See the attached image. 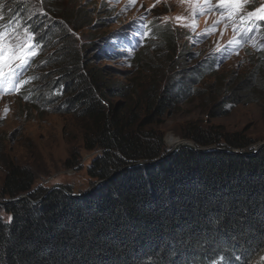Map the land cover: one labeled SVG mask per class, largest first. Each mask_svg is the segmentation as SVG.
Instances as JSON below:
<instances>
[{
	"label": "trees",
	"instance_id": "obj_1",
	"mask_svg": "<svg viewBox=\"0 0 264 264\" xmlns=\"http://www.w3.org/2000/svg\"><path fill=\"white\" fill-rule=\"evenodd\" d=\"M25 1L0 0L12 9L4 18L27 24L29 13L39 7L26 6ZM41 1L58 22L56 29L64 31L59 37L73 29L63 6ZM72 18L77 25L76 14ZM149 26L145 44L131 48L134 40L124 43L129 52L143 47L138 56L147 54L154 39L174 46L176 37L170 32ZM56 33L34 42L40 46L36 73L29 76V86L22 85L26 91L20 89L16 96L31 104H61L72 110L76 102L67 93L81 85L80 91L88 94L84 115L93 120L84 146L101 150L87 170L96 182L80 194L69 186L62 187L65 191L34 189V171L8 163L1 190L0 264H264V148L252 154L255 142L243 135L197 130L186 139L213 150L167 152L156 129L143 132L138 116L124 104L110 102L113 95L128 97V87L109 82L114 68L86 70L85 58L69 54V46L57 49ZM116 33L99 44L94 61L108 59L101 47ZM259 39L264 43V30ZM262 48L256 52L259 65L240 76L237 86L229 90V83L237 79L232 76L220 83L225 93L215 115H223L227 105L264 103ZM185 81L170 84L157 102L150 103L156 117L182 104L191 92ZM106 112L110 114L103 117Z\"/></svg>",
	"mask_w": 264,
	"mask_h": 264
},
{
	"label": "rangeland",
	"instance_id": "obj_2",
	"mask_svg": "<svg viewBox=\"0 0 264 264\" xmlns=\"http://www.w3.org/2000/svg\"><path fill=\"white\" fill-rule=\"evenodd\" d=\"M49 1L63 6L68 14L65 20L72 22L73 29L61 37L64 31L56 29L58 22L41 7L44 5L41 0L25 1L26 6L39 7L29 13L27 24L8 22L4 17L12 12L11 6L0 4V30L3 29L0 31V76L11 75L17 82V91H26L31 83L29 76L36 73L40 46L34 42L57 32L53 38L60 43L57 49L69 46V54L85 58L88 65L83 64V67L86 66V70L107 66L115 69L111 68L115 73L108 77L109 82L128 87V97L113 95L110 102L122 103L129 113L138 116L143 132L156 129L164 137L167 152L176 153L181 143H192L186 136L197 130L213 135L240 134L253 140L255 148L264 142V103L227 105L223 107V115L214 114L225 93H221L220 83L232 76L237 79L229 83V90L237 86L240 78L259 65L261 59L256 52L263 49L255 48L261 46L263 40L249 37L250 29L239 27L237 23L240 22L228 24L213 10V3L224 0ZM230 1L234 3L231 9L235 8L239 21L257 20V17H249L257 10H261L257 16L264 15V0ZM73 14L77 16V25L73 23ZM42 17L48 21H43ZM261 22L264 30V21ZM150 24L176 37L172 46L175 52L154 39L155 44H151L149 52L141 57L137 52L143 47L128 55L123 53L120 57L110 56L114 59L94 61L99 54V44L105 38L116 32L133 38L137 32L143 33L146 29L150 32ZM232 41L237 43L230 45ZM21 53L24 56L18 59ZM201 67L204 69L200 70ZM184 79L191 92L185 95L182 104L166 108L164 115L156 117L150 103L157 102L170 84ZM24 84L27 86L23 87ZM80 89L78 85L67 93L76 102L72 110L61 104H31L16 95H0V202H4L1 190L10 162L34 171V189L69 186L74 193L80 194L96 182L88 176L87 170L101 150L85 149L84 136L93 127V120L84 115L88 94ZM94 99L109 107L103 99ZM108 114L106 112L103 117Z\"/></svg>",
	"mask_w": 264,
	"mask_h": 264
},
{
	"label": "water",
	"instance_id": "obj_3",
	"mask_svg": "<svg viewBox=\"0 0 264 264\" xmlns=\"http://www.w3.org/2000/svg\"><path fill=\"white\" fill-rule=\"evenodd\" d=\"M180 148H188V149H191V150H197L196 147H195V145H193V144L190 143V142H187V143L181 144V145L178 147V149H180ZM263 148H264V142L261 143L259 146H257L256 149L252 152V154H254L255 152H257V151H259V150H261V149H263ZM178 149H177V150H178ZM198 151H201V150H198ZM140 165H141V164H139L138 166H140ZM99 185H101V184H99ZM99 185H97L95 189H97V188L99 187ZM53 189H62V190H64V188H62V187H60V186L53 187ZM64 191H65V190H64ZM70 196L73 197V198H75V197H79L80 195L70 194ZM21 198H22V199H28L27 195H23ZM17 200H18V199H17ZM3 204H4L3 202H0V206H2Z\"/></svg>",
	"mask_w": 264,
	"mask_h": 264
},
{
	"label": "snow or ice",
	"instance_id": "obj_4",
	"mask_svg": "<svg viewBox=\"0 0 264 264\" xmlns=\"http://www.w3.org/2000/svg\"><path fill=\"white\" fill-rule=\"evenodd\" d=\"M259 11H261V10H257V12H259ZM257 12L250 13V14H249V17H250V18H251V17H257V20H258V21H264V15H259V16H257ZM0 35H2V34H0ZM235 43H237V42H236V41H232V42H230V45H231V44H235ZM29 47H31V45H29ZM37 47H38V45H37ZM33 55H35V52H33ZM23 56H24V54L21 53V56L18 57V59H22ZM6 66H7V65H6ZM11 79H12V76L9 75V77H8L7 79H5L4 81L0 82V90L3 89V86H4V85L10 83V82H11Z\"/></svg>",
	"mask_w": 264,
	"mask_h": 264
},
{
	"label": "clouds",
	"instance_id": "obj_5",
	"mask_svg": "<svg viewBox=\"0 0 264 264\" xmlns=\"http://www.w3.org/2000/svg\"><path fill=\"white\" fill-rule=\"evenodd\" d=\"M236 17H237V14H236ZM255 20H252V23L254 22ZM257 21V20H256ZM257 25L259 26V31H258V41H260V39H259V36H260V33L262 32V28H263V24H262V22L261 21H258L257 22ZM137 34V33H136ZM143 33H141V35H142ZM260 43H262L261 44V46H257V47H262V46H264V43L263 42H260ZM111 48H113V47H111ZM133 52V51H132ZM131 53V52H130Z\"/></svg>",
	"mask_w": 264,
	"mask_h": 264
},
{
	"label": "bare ground",
	"instance_id": "obj_6",
	"mask_svg": "<svg viewBox=\"0 0 264 264\" xmlns=\"http://www.w3.org/2000/svg\"><path fill=\"white\" fill-rule=\"evenodd\" d=\"M227 18H229V17H228V16L225 17V19H227ZM134 29H136V28H134ZM141 45H142V44H141ZM246 45H247V44H246ZM247 48H248V47H247ZM106 50H107V51H112V50H114V49L111 48V50H110V48H106ZM184 143H185V142H184ZM184 143H181V144H184ZM192 143H193V142H192ZM181 144H180V145H181ZM180 145H179V146H180ZM193 145H195V144L193 143ZM179 146H178V147H179ZM178 147H177V148H178ZM195 147H196L197 150H194V151L201 150V151H206V152H207V151H209V150H213V149H209V150H206V149H200V148H198L196 145H195ZM180 149H181V148H180ZM255 149H256V148H255ZM178 150H179V149H178ZM233 152H238V151H233ZM257 152H258V151H257ZM255 153H256V152H255ZM15 200H16V199H15Z\"/></svg>",
	"mask_w": 264,
	"mask_h": 264
}]
</instances>
